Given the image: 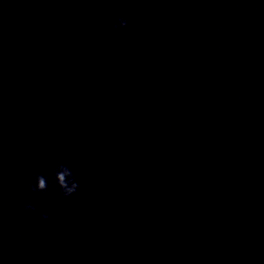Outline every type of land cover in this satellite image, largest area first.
I'll return each mask as SVG.
<instances>
[{
	"label": "clouds",
	"instance_id": "1",
	"mask_svg": "<svg viewBox=\"0 0 264 264\" xmlns=\"http://www.w3.org/2000/svg\"><path fill=\"white\" fill-rule=\"evenodd\" d=\"M128 26V21L125 18L117 17L112 24V29L114 31H120L126 29ZM0 105L6 107L7 101L0 100ZM35 183H30L28 188L33 193L46 192L48 190V177L44 174H36ZM54 181L56 186L59 188L60 193L63 197H71L74 195L78 188L79 183L73 170L65 163H58L54 172ZM23 210L26 213H35L37 211L36 206L31 201H26L23 204ZM40 218L44 221L51 219L47 212L39 213Z\"/></svg>",
	"mask_w": 264,
	"mask_h": 264
}]
</instances>
